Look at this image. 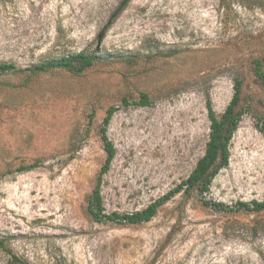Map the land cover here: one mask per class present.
I'll return each mask as SVG.
<instances>
[{
  "label": "rangeland",
  "instance_id": "rangeland-1",
  "mask_svg": "<svg viewBox=\"0 0 264 264\" xmlns=\"http://www.w3.org/2000/svg\"><path fill=\"white\" fill-rule=\"evenodd\" d=\"M120 2L0 0V62L28 68L83 50L101 57L78 76L0 77V171L13 170L0 176V239L30 264H264V210H219L177 194L141 224L89 214L110 106L119 107L108 127L117 153L103 202L107 213H133L191 173L209 139L207 96L222 113L235 75L246 112L206 197L230 207L264 199V85L250 70L264 55V6L131 0L98 40ZM136 55L146 57L144 70L132 74L121 59ZM142 91L155 102L121 106ZM37 159L39 167L16 171ZM9 258L0 248V264Z\"/></svg>",
  "mask_w": 264,
  "mask_h": 264
},
{
  "label": "trees",
  "instance_id": "trees-1",
  "mask_svg": "<svg viewBox=\"0 0 264 264\" xmlns=\"http://www.w3.org/2000/svg\"><path fill=\"white\" fill-rule=\"evenodd\" d=\"M131 0H121L115 11L110 16L103 30L98 35V40L103 39L105 33L113 25L117 17L128 6ZM244 5H258L264 6V0H238ZM225 4L226 0H221ZM163 56V55H162ZM161 56V57H162ZM165 57L172 55L165 54ZM152 57V56H148ZM101 57L97 51L89 53L88 51H80L77 53H70L58 58L45 60L40 63H36L28 68H22L11 62H0V77L10 73H25V83L29 82L34 76L46 73L52 70L62 69L73 75H82L86 70L91 68L98 59ZM146 57L131 56L123 57L121 60L126 62L129 66L135 67V72L132 74H139L144 69H137L139 60ZM250 70L253 75L264 85V55L254 57L250 60ZM243 86L244 79L240 75L234 76V94L232 99L228 103L225 110L218 114L213 107L210 96H207L206 106L208 111V118L210 120V132L209 139L206 143L205 152L201 156L191 173L178 183L175 187L169 190L167 193L151 202L146 208L135 211L133 213H120L114 211L107 213L103 202L102 195V183L106 173L111 169L112 163L116 156L117 150L114 142L108 136L109 124L117 112L119 107L112 105L106 110V114L103 117L102 125L100 128V137L103 147L106 151V159L102 165L98 174L95 187L89 197L88 211L89 214L99 222H108L114 224H141L150 221L156 216L161 206L166 204L177 194H182L184 197H191L197 195L200 202L204 206L213 207L219 210L230 211H246V212H259L264 210L263 200H252L250 202L239 201L234 206L230 207L224 202L213 201L206 197L211 189L212 182L221 169L227 167L230 162V145L235 131L238 129L239 123L246 112V108L243 105ZM156 97L152 96L149 92L142 91L139 98L132 100L129 97L124 96L122 98L121 106H148L155 102ZM264 131V126L262 127ZM40 160H35L32 163L20 164L16 171L25 172L33 170L39 167ZM13 172L12 169H8L1 173L3 176L5 173ZM0 248L9 254L8 264H30L16 253L12 249L8 248L3 239H0Z\"/></svg>",
  "mask_w": 264,
  "mask_h": 264
}]
</instances>
